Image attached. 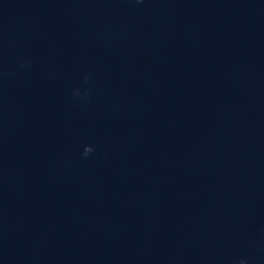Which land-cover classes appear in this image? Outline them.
<instances>
[{
	"label": "clouds",
	"instance_id": "9594fccd",
	"mask_svg": "<svg viewBox=\"0 0 264 264\" xmlns=\"http://www.w3.org/2000/svg\"><path fill=\"white\" fill-rule=\"evenodd\" d=\"M93 151V149L90 146H86L85 150H84V155L87 156L89 155L91 152Z\"/></svg>",
	"mask_w": 264,
	"mask_h": 264
}]
</instances>
